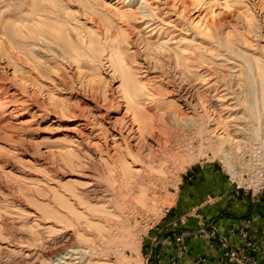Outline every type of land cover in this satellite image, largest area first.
Wrapping results in <instances>:
<instances>
[{"label":"rangeland","instance_id":"1","mask_svg":"<svg viewBox=\"0 0 264 264\" xmlns=\"http://www.w3.org/2000/svg\"><path fill=\"white\" fill-rule=\"evenodd\" d=\"M191 1L0 0V264H264L171 213L201 166L264 200V0ZM189 100L213 118L200 130L180 124L201 121Z\"/></svg>","mask_w":264,"mask_h":264},{"label":"crops","instance_id":"2","mask_svg":"<svg viewBox=\"0 0 264 264\" xmlns=\"http://www.w3.org/2000/svg\"><path fill=\"white\" fill-rule=\"evenodd\" d=\"M180 184L178 186L176 204L171 209L174 219L175 216L181 213L193 215L194 219L185 218L182 220L191 230L198 229L199 225L203 222L206 226L211 224L217 232L228 236L235 247L241 248L244 255L248 254L249 258L252 260L256 259L257 262H260L262 258L264 261L263 199L249 198L245 194L240 193L219 170L212 167L209 168L208 166L188 170V173L185 172L183 177H181ZM169 210H166L164 217ZM175 222V220L170 218L165 223H162L160 228L162 229L164 226L169 227V224L175 225ZM181 224L182 222L178 227H169L164 230L165 232H169V237H172L174 234L186 230L184 229L185 226L183 227ZM243 232L248 235L245 240L240 238L243 236ZM199 242L198 239L188 240L193 250L192 256L203 255L214 257L212 252L216 254L220 252L219 249L215 250V248L211 252L209 246H204L200 242L204 246L203 249ZM172 251L173 249L169 250L168 254L172 253ZM163 252L162 250L155 251L156 257L161 258L162 261L165 257ZM223 255L226 258L225 249ZM188 264L195 263L188 261Z\"/></svg>","mask_w":264,"mask_h":264},{"label":"bare ground","instance_id":"3","mask_svg":"<svg viewBox=\"0 0 264 264\" xmlns=\"http://www.w3.org/2000/svg\"><path fill=\"white\" fill-rule=\"evenodd\" d=\"M189 0H172L173 4L176 3V4H182V5H189L190 4V1L188 2ZM194 1V0H192ZM191 1V2H192ZM115 7V6H114ZM116 12V11H115ZM127 11H117V13L115 14L116 16H118L119 18H124L126 16H128V14L126 13ZM141 12V11H139ZM135 13V12H134ZM140 14V13H139ZM142 14V13H141ZM95 17V16H94ZM100 23H97V27L99 26ZM203 25V26H202ZM200 26V29L201 31H205V32H212V31H216L219 29L220 27V22L219 20L217 21L215 19V14L213 11H211V16H210V21L207 22V23H204L203 22L199 25ZM100 34V33H99ZM162 48V47H161ZM165 50H168V49H165ZM175 53V52H174ZM172 53V54H174ZM174 56V55H173ZM178 56V55H177ZM1 89V87H0ZM262 98L264 99V83H263V86H262ZM191 98V96H188ZM5 105V102L1 100L0 98V112L1 110L3 109ZM185 106H186V110L187 111H193L194 115H197L198 118H200L201 121H197L195 120L194 118H192V116H186L185 118V122H183L182 120H180V124H182L184 127H188V126H194L197 130H200L202 127V124L203 123H208L210 122L211 119H213L212 117H210V115L207 113V111H203L202 109H200L199 111L196 112V109L195 108H200L199 105H197L196 103L195 104H192V102L189 100V101H185ZM263 107H264V100H263ZM259 117V116H258ZM197 118V119H198ZM215 121V120H214ZM217 123V122H216ZM217 127V126H216ZM139 129V127H137V130ZM215 129V128H214ZM224 129V128H223ZM204 130V129H203ZM202 132V130H201ZM221 133H224L223 135H220ZM221 133H219V135H217L219 138V140H221V142H230L231 144L237 146L239 144V140H233L234 137H232L230 134H228L226 131H222ZM264 148V147H263ZM221 151L223 153V155H227L226 153V149H224L222 146L221 147H215V151ZM263 156V160H264V152L262 154ZM63 251V250H62ZM59 251L57 253V256L55 258V263L56 264H77L79 262H73L75 257H73V254H76L78 252L74 251V250H67V251ZM71 252V253H70ZM81 257V256H80ZM79 257V258H80Z\"/></svg>","mask_w":264,"mask_h":264},{"label":"built area","instance_id":"4","mask_svg":"<svg viewBox=\"0 0 264 264\" xmlns=\"http://www.w3.org/2000/svg\"><path fill=\"white\" fill-rule=\"evenodd\" d=\"M200 232H202V230H200ZM216 232V229L213 228L209 231V233L211 235H214V233ZM243 235H245L243 233ZM186 237L185 233H182L180 235H178L175 240L180 244L183 245L184 244V238ZM219 240L222 241L221 246L223 249H225V255L227 257H229V259L235 260L238 263H241V259L239 258L241 252H239V248H236L234 245H231L228 243V239L226 238H222L221 235L219 236ZM183 247V246H182Z\"/></svg>","mask_w":264,"mask_h":264}]
</instances>
